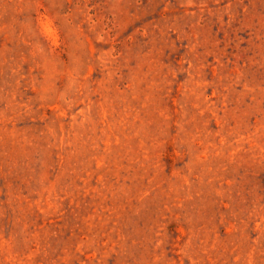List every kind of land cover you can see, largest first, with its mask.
Masks as SVG:
<instances>
[{
  "label": "rangeland",
  "instance_id": "374dc122",
  "mask_svg": "<svg viewBox=\"0 0 264 264\" xmlns=\"http://www.w3.org/2000/svg\"><path fill=\"white\" fill-rule=\"evenodd\" d=\"M0 264H264V0H0Z\"/></svg>",
  "mask_w": 264,
  "mask_h": 264
}]
</instances>
